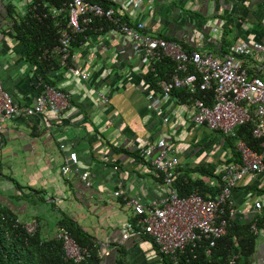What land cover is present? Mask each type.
Returning a JSON list of instances; mask_svg holds the SVG:
<instances>
[{
  "label": "crops",
  "instance_id": "obj_1",
  "mask_svg": "<svg viewBox=\"0 0 264 264\" xmlns=\"http://www.w3.org/2000/svg\"><path fill=\"white\" fill-rule=\"evenodd\" d=\"M150 5L156 20L147 22L150 33L180 41L189 51L220 56L232 42L261 36L264 0H150ZM30 7V0H6L0 5L1 86L20 106L32 104L43 84L66 92L71 104L57 115L16 114L3 123L0 204L22 221L38 219L45 239L54 238L56 221L60 214L66 215L91 237L97 264H161L160 253L149 238L130 236L121 240V229L132 223L131 211L112 195L113 191L119 189L144 203L167 192L160 175L126 152L164 137L183 164L175 171L178 175L198 162L214 161L217 148L222 151L220 155L224 154V159L220 158L223 163H229L232 157L225 152L227 146L215 133L193 124L190 111L179 115L190 105L177 102L173 93L162 99L168 112L178 105V112L167 124L147 110L144 96L153 86L143 76L149 70L132 60V43L110 29L70 46L66 68H60L57 56L49 52L54 45L31 61L14 38L15 27ZM39 59L45 63L41 68L37 66ZM73 68L87 72L89 78L72 76ZM95 88L104 90L106 104L96 101ZM207 141L209 145L202 146ZM70 151L76 155L75 170L63 176L59 167ZM82 172L89 176V187L80 179ZM5 177L16 182L20 192ZM202 177L193 176L199 180ZM245 183L241 180L236 184L234 197L257 194L239 189ZM253 183L259 187L264 184V173ZM22 193L27 195L26 200L20 199ZM257 239L250 263L264 264V233Z\"/></svg>",
  "mask_w": 264,
  "mask_h": 264
},
{
  "label": "built area",
  "instance_id": "obj_2",
  "mask_svg": "<svg viewBox=\"0 0 264 264\" xmlns=\"http://www.w3.org/2000/svg\"><path fill=\"white\" fill-rule=\"evenodd\" d=\"M3 1L6 0H0V5ZM107 1L112 3V7L104 8L89 0H62L58 6H48L42 0H30L31 11L40 9L34 17L65 18L64 26L58 30L57 42L49 51L57 56L60 68L67 67L71 43L78 35L82 34L83 41H87L86 31L92 34L102 32V22H108L110 31L132 43V60L143 63L150 72L156 62L168 59L173 63L167 78L158 80L156 88L149 89L144 96L145 108L159 117L162 123L167 124L172 114L178 112L176 104L168 112L162 99L174 90L182 89L193 96V100L179 115L190 111L189 118L193 124L204 126L220 138L233 137L237 126L249 123L251 136L259 141L260 148L256 152L243 141L236 140L234 151L238 161L231 160L220 166L212 178H201L211 191L203 195L192 192L180 197L171 183L177 175L175 171L183 164L175 157L171 143L161 137L138 147L135 150L137 156L160 175L167 192L144 203L137 197L126 196L119 189L113 191L112 195L131 211L132 223L121 229V240L130 236L147 237L158 252L173 263L183 261L189 264L197 259L198 250L205 258L210 257L217 241L227 234L232 223L246 224L248 232L256 236L255 222L263 208L264 194L246 193L236 198L233 190L239 181L254 182L264 173V17L259 23L260 38L232 42L223 55L216 56L206 51H187L175 40H165L150 33L147 22L151 19L156 22L150 0ZM95 21L100 24L93 27ZM70 72L80 80L89 78L87 72L78 68ZM196 93L200 96H194ZM207 94L210 95L209 104H206ZM94 95L100 104L108 102L106 95L96 88ZM69 107V95L49 84L40 87L32 104L20 106L0 83V129L12 115H57ZM59 148H64V145H59ZM76 162L75 153L68 152L59 167L60 174L64 176L75 170ZM80 179L85 187H89L87 173L82 172ZM22 228L32 234L36 223L26 222ZM54 236L61 244L64 260L81 264L89 257V250L77 245L65 229H57ZM226 264L243 263L239 254L234 253Z\"/></svg>",
  "mask_w": 264,
  "mask_h": 264
},
{
  "label": "trees",
  "instance_id": "obj_3",
  "mask_svg": "<svg viewBox=\"0 0 264 264\" xmlns=\"http://www.w3.org/2000/svg\"><path fill=\"white\" fill-rule=\"evenodd\" d=\"M61 1L62 0H42V2L47 3L48 6H58ZM89 1L97 3L104 8L112 7V3H109L107 0ZM38 12H40L39 8L26 13L24 19L15 27L16 33L14 38L24 46V54L29 57L31 61L41 58L43 49H49L52 45L56 44L58 30L63 27L65 23V18L62 16L59 19L45 18L42 19V21H38L33 15V13ZM124 20L126 19L124 18ZM98 24L100 23L95 21L92 26L96 27ZM108 26V22H102V31L110 29ZM91 34L92 32L89 30L84 33L87 37L91 36ZM161 37L165 40H173L166 38L165 36ZM83 42L85 41H83L81 34L74 39L71 46ZM182 47L187 50L183 44ZM43 60L44 59H39V63H37L38 67L41 68L45 65ZM172 69L173 63L168 59H165L161 62H156L153 65V71H146L143 78L153 86L152 88H156L154 83L159 79L167 78ZM173 94L175 95L177 102L180 104L190 105L192 103L193 96L188 95L182 89L174 90ZM194 96L199 97L200 94L196 93ZM209 103L210 95L207 94L206 104ZM69 104H71L70 99ZM250 129L251 126L249 123L243 124L234 129L233 137H222L224 144L227 146L226 149H223H225L227 155L232 157L233 161H238V155L234 151V142L236 140L243 141L248 147L256 152L260 151V148L258 147L259 141L251 136ZM208 145L209 142L207 141L202 146ZM111 148L113 151H122L121 148ZM126 153L132 159L142 161L135 151H128ZM223 155L224 154L220 155L216 153L214 155L215 157H213L214 161H207L206 163L198 162L190 169H180L182 170L181 174L176 175L171 183L177 195L182 197L192 192H197L202 195L209 193L211 191L210 188L201 180L193 178V176L197 175L207 178L214 177L217 165L225 163V160L220 159H224ZM4 179L13 184V186L20 192V187L16 182L8 177H5ZM242 188L248 191H254L257 195L264 194L261 187L253 182H246L245 185L239 187V189ZM26 196L25 193H22L20 199L26 200ZM28 222L36 223L35 231L32 234L26 233L22 228L26 221L18 219L9 208L0 204V264H72L70 261L63 259L61 244L55 239V236L50 239L41 237L39 231L40 223L38 219ZM255 225L258 232L256 236L248 232L246 224L239 222L232 223L227 234L217 241L210 257L205 258L202 255L201 250H198L197 259L190 261L191 263L189 264H226L230 255L234 253L239 254L243 264H251L250 258H252L255 253L257 236L264 233V200L263 208L257 216ZM59 228L65 229L77 245L89 250V257L81 264H97L98 259L95 256L93 242L88 234L83 232L72 219L64 214H60V218L56 221L55 232ZM160 258L161 264H184L183 261L173 263L168 257L161 254ZM118 264H120V261Z\"/></svg>",
  "mask_w": 264,
  "mask_h": 264
},
{
  "label": "rangeland",
  "instance_id": "obj_4",
  "mask_svg": "<svg viewBox=\"0 0 264 264\" xmlns=\"http://www.w3.org/2000/svg\"><path fill=\"white\" fill-rule=\"evenodd\" d=\"M101 93H104V90H103V92L101 91ZM97 99V98H96ZM192 147L194 148L195 147V145H192ZM222 151H221V149L219 148H217V150H216V153L217 154H220ZM258 240V239H257ZM256 245H257V242H256ZM258 248H259V246H258Z\"/></svg>",
  "mask_w": 264,
  "mask_h": 264
}]
</instances>
